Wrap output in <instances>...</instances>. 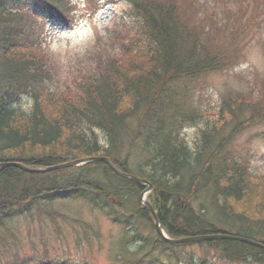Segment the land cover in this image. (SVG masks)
<instances>
[{
    "label": "trees",
    "instance_id": "1",
    "mask_svg": "<svg viewBox=\"0 0 264 264\" xmlns=\"http://www.w3.org/2000/svg\"><path fill=\"white\" fill-rule=\"evenodd\" d=\"M38 1L60 25H73L72 0ZM88 1L96 5L100 0ZM126 1L137 23L121 36L118 51L114 46L99 47L90 58L95 65L53 92L49 54L36 13L26 11L27 5L19 0L18 9L2 0L0 164L21 163L36 171L106 157L118 171L152 186L148 201L170 240L218 234L252 240L262 246L225 239L198 244L227 264H264V198L259 195L256 208L251 202L259 192L255 182L263 179L252 175L248 161L230 141L246 115H264V86L251 88L261 94L252 104L244 92L235 93L237 106H230L234 104L230 100L225 103L230 106L227 113L220 112L213 125L198 128L193 145L187 143L183 129L195 114L183 102L186 97L179 99L170 87L234 69L243 59L245 45L254 39L249 38L254 25L264 21L259 19L264 0H199V4L192 0L190 17H185L188 0ZM249 14L252 22L247 23ZM24 94L33 98L29 112L15 106ZM97 132L107 146L101 145ZM135 147L142 164L132 167L126 161ZM145 190L104 161L38 172L8 166L0 168V226L17 215L14 209L24 214L37 206L50 218L54 213L47 207L56 201L76 196L105 209L111 198L116 203L137 202L131 210L147 223L159 246L184 248L185 244L178 246L155 234L152 215L138 203ZM202 200L213 211L205 210ZM182 253L177 260L180 256L191 264H213ZM45 260L39 264H48Z\"/></svg>",
    "mask_w": 264,
    "mask_h": 264
},
{
    "label": "rangeland",
    "instance_id": "2",
    "mask_svg": "<svg viewBox=\"0 0 264 264\" xmlns=\"http://www.w3.org/2000/svg\"><path fill=\"white\" fill-rule=\"evenodd\" d=\"M5 1H9L10 6L14 3L12 7L18 9V0ZM19 1L27 5L26 11L36 13L37 24L42 26L40 33L43 35L45 50L49 54L51 66L48 75L52 79L49 85L54 88L53 92L71 84L74 79H79L80 72L84 74L88 68L95 65L96 62L90 58L98 52L99 47L106 50L114 46L118 51L121 36L135 29L137 23L126 0H101L100 11L97 13L91 9L93 3L88 0H72L76 6L73 27H64L52 19L49 11L38 0ZM192 2L188 0L185 17L194 14ZM199 2L194 0V4ZM263 17L264 7L259 19ZM246 19L247 23L248 20L252 22L250 14ZM78 23H86L89 27L87 30L72 31ZM259 23L254 25V30L249 35V38L252 36L254 39L247 42L243 59L234 69L213 71L204 79L186 80L170 85L179 99L186 97L183 102L188 104L195 114V119L191 118L183 129L184 137L190 145L197 141L198 128L213 125L221 118L220 112L224 116L230 106H237L239 101L234 99L235 93L244 92L250 104L261 96L254 90L251 91L252 87L264 86V21ZM203 38L208 37L205 35ZM231 42L232 40L229 43ZM1 57L0 49V61ZM108 61L110 60L107 59L106 63ZM229 100L234 104L226 106L225 103H230ZM32 105L33 98L25 94L17 97L15 103L16 108L25 112H29ZM243 123L235 128V132L230 135V141L232 148L242 153L248 161L252 175L256 176V179H263L255 182L254 186L256 192L259 190L255 194L256 198L251 200L256 208L259 206V195L264 198V186L259 185L264 182V115L259 118L258 115L248 114ZM230 128H233L231 124ZM97 133L101 145L107 146L103 142V135ZM132 152L126 161L129 166L142 164V157L136 147ZM141 185L146 186V190L141 194L138 203L144 206L146 201L151 206L148 196L152 186L149 188L146 184ZM77 199L74 196L67 201L54 202L52 207H47L49 212L54 213L50 218L37 206L31 207L24 214H19L20 211L14 209L13 213L17 215L4 220L0 226V264H39L43 258L46 260L42 262L48 264H191L189 259L184 260L180 256L176 259L181 252L192 255L195 261L205 258L213 264H227L201 248L198 242L204 241L184 243L185 247L182 249L177 246L174 249L159 246L155 243V236L152 237L147 223L132 212L131 206L135 207L137 202L124 201L126 204H123L113 202L109 198L110 207L104 209L101 206L92 207ZM202 202L205 210L213 211L205 200ZM260 216H263L262 213ZM156 233L158 234L157 230Z\"/></svg>",
    "mask_w": 264,
    "mask_h": 264
},
{
    "label": "water",
    "instance_id": "3",
    "mask_svg": "<svg viewBox=\"0 0 264 264\" xmlns=\"http://www.w3.org/2000/svg\"><path fill=\"white\" fill-rule=\"evenodd\" d=\"M104 161L107 163V165L115 172L117 173L119 176L128 179L130 181H133L135 183L138 184H147L145 180L140 179L134 175H130V174H126V173H122L120 171H118L114 165L111 164V162L108 159H104ZM85 161L82 160H78V161H73V162H69V163H65L62 165H58L55 167H51L45 170H31L23 165H19L18 163H5V164H1V167H5V166H14V167H19L25 171H29V172H38V171H55L58 169H63L66 167H70V166H76V165H81L84 164ZM148 187L151 188V185L148 183ZM144 206L145 208H147V210L149 211V213L152 215L153 220H154V225L155 228L158 232V234L164 238L165 240L171 242V243H175V244H184V243H192V242H198V241H209V240H214V239H225V240H235V241H240L243 243H247V244H251V245H255V246H262L252 240H248V239H244V238H240V237H236V236H231V235H223V234H218V235H205V236H195V237H187V238H183V239H177V240H170L169 238H167L164 233L162 232L161 228H160V224L159 221L156 217V213L154 211V209L152 208V206H150L146 201H144Z\"/></svg>",
    "mask_w": 264,
    "mask_h": 264
},
{
    "label": "bare ground",
    "instance_id": "4",
    "mask_svg": "<svg viewBox=\"0 0 264 264\" xmlns=\"http://www.w3.org/2000/svg\"><path fill=\"white\" fill-rule=\"evenodd\" d=\"M104 159H107L106 157H98V158H92V159H84V160H82V161H85V163L84 164H86L88 161H104ZM75 161H78V160H75ZM71 162H73V161H71ZM105 162V161H104ZM5 163H10V162H3V163H1V164H5ZM106 163V162H105ZM0 164V165H1ZM19 165H23L24 166V164H21V163H18ZM83 164V165H84ZM107 164V163H106ZM79 165H76V166H70V167H66V168H73V167H78ZM5 167H8V166H5ZM1 168H4V167H1ZM19 168V167H18ZM144 180V179H143ZM146 181V180H145ZM146 185H148V182L146 181Z\"/></svg>",
    "mask_w": 264,
    "mask_h": 264
},
{
    "label": "clouds",
    "instance_id": "5",
    "mask_svg": "<svg viewBox=\"0 0 264 264\" xmlns=\"http://www.w3.org/2000/svg\"><path fill=\"white\" fill-rule=\"evenodd\" d=\"M88 25L86 23L84 24H77L76 28H74L72 31H76L77 29H82V30H87L88 29Z\"/></svg>",
    "mask_w": 264,
    "mask_h": 264
}]
</instances>
